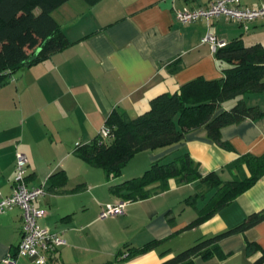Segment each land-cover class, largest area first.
I'll return each instance as SVG.
<instances>
[{"label": "crops", "instance_id": "obj_1", "mask_svg": "<svg viewBox=\"0 0 264 264\" xmlns=\"http://www.w3.org/2000/svg\"><path fill=\"white\" fill-rule=\"evenodd\" d=\"M213 0H99L93 6L68 0L53 11L71 43L64 50L23 71L0 88V197L11 194L15 152L27 158L26 183L42 187L36 206L45 211L40 227L57 232L66 244L46 264H161L196 242L233 229L255 213L264 212V175L212 217L188 227L214 195L190 204L200 188L169 180V189L151 198L127 202L121 215L100 217L120 198L109 187L140 177L156 161L167 162L188 153L201 176L216 171L232 179L225 166L241 155H264V116L220 130L229 150L211 142L203 129L190 131L182 142L137 153L121 176L109 181L76 153L78 145L93 141L112 112L130 119L149 108L162 93H174L186 83L223 77L226 64L216 60L201 39L210 32L226 44L241 39L245 46H264V20L249 30L225 17L181 24L176 12L205 7ZM257 8L264 0H241ZM248 107L264 112V93L243 97ZM236 100L222 104L227 110ZM246 176L248 171L244 168ZM22 212L12 208L0 214V264L16 251L21 238ZM153 242L142 254L129 250ZM248 243L256 252L246 254ZM223 259L196 257L194 264H256L264 256V221L243 233L222 238ZM120 253V255H118ZM18 264H31L19 258Z\"/></svg>", "mask_w": 264, "mask_h": 264}, {"label": "trees", "instance_id": "obj_2", "mask_svg": "<svg viewBox=\"0 0 264 264\" xmlns=\"http://www.w3.org/2000/svg\"><path fill=\"white\" fill-rule=\"evenodd\" d=\"M67 1L0 0V88L18 72L71 45L51 15ZM82 1L93 6L99 0ZM35 9L39 12L35 13ZM215 57L219 63L226 64L222 78L213 81L198 78L181 86L177 92L159 94L150 101L148 110L134 119L112 112L105 124L111 136L101 142L96 136L90 143L78 145V156L90 166L100 168L111 181L121 176L123 168L137 153L178 144L190 131L203 129L211 142L229 150L231 147L220 136L223 127L264 116L257 107H248L243 101L245 95L264 93V46H245L241 39H235L217 49ZM232 100H236L233 106L220 111L223 103ZM225 169L233 175L229 181L221 180L216 171L201 176L198 164L185 152L167 162L151 163L140 177L110 186L109 193L124 202H137L166 192L171 179L178 186L197 182L199 191L186 202L192 204L196 198L203 197L206 190L215 191L188 227L197 226L264 175V155H241ZM262 221L264 212L252 214L233 229L204 238L161 264H194L196 257L223 259L225 256L218 246L222 238L243 233ZM154 244L150 242L129 250L126 258L142 254ZM256 249V245L248 243L246 254H253ZM256 264H264V256Z\"/></svg>", "mask_w": 264, "mask_h": 264}, {"label": "built area", "instance_id": "obj_3", "mask_svg": "<svg viewBox=\"0 0 264 264\" xmlns=\"http://www.w3.org/2000/svg\"><path fill=\"white\" fill-rule=\"evenodd\" d=\"M225 17L238 23L244 31L249 30V25L256 20H264V4L257 8H248L241 4V0H213L205 7L196 9L184 8L176 12V20L181 24L191 23L196 20H205L209 26V20ZM202 44H208L211 51L226 45L217 40L214 34L207 32L201 39ZM99 142L111 136L110 129L104 125L97 133ZM27 158L21 152H15L14 177L11 186V194L0 197V214L19 208L22 212L21 238L13 255H7L4 264H18L19 258H25L31 264H46L48 258L57 249L66 244V241L57 233L46 230L38 224L44 217L45 211L36 206L37 201L44 195L42 187L29 188L26 183ZM127 202L120 201L116 205H107L100 213V217H114L121 215Z\"/></svg>", "mask_w": 264, "mask_h": 264}, {"label": "rangeland", "instance_id": "obj_4", "mask_svg": "<svg viewBox=\"0 0 264 264\" xmlns=\"http://www.w3.org/2000/svg\"><path fill=\"white\" fill-rule=\"evenodd\" d=\"M35 13H38L39 12V9H35L34 10ZM51 15H53V12L51 13ZM16 75V74H15Z\"/></svg>", "mask_w": 264, "mask_h": 264}]
</instances>
